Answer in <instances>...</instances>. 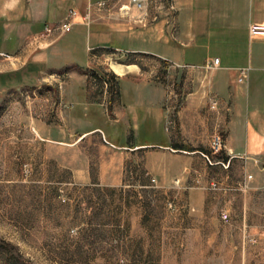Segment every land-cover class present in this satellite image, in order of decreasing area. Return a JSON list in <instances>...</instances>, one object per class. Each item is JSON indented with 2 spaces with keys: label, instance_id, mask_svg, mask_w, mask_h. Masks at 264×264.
I'll use <instances>...</instances> for the list:
<instances>
[{
  "label": "rangeland",
  "instance_id": "1",
  "mask_svg": "<svg viewBox=\"0 0 264 264\" xmlns=\"http://www.w3.org/2000/svg\"><path fill=\"white\" fill-rule=\"evenodd\" d=\"M109 3L131 29L164 20L171 37L155 1ZM80 30L45 36L68 34L56 46H75L85 63ZM11 62L0 52L1 76L10 78ZM93 64L0 87V264H264V171L254 176L225 152L229 104L221 107L211 90L212 71L129 54ZM116 64H137L162 84L158 134L124 139L120 125L109 126L118 84L131 78L118 82ZM68 86L79 90L66 99ZM193 98L198 116L187 106ZM216 135L224 141L217 153Z\"/></svg>",
  "mask_w": 264,
  "mask_h": 264
},
{
  "label": "crops",
  "instance_id": "2",
  "mask_svg": "<svg viewBox=\"0 0 264 264\" xmlns=\"http://www.w3.org/2000/svg\"><path fill=\"white\" fill-rule=\"evenodd\" d=\"M109 1L0 0V44H15L8 52L0 50L14 67L9 70L10 78L0 75V87L14 81L22 84L23 78L33 80L35 71L72 66L92 69L97 59L101 63L115 55L150 56L176 67L195 68L197 73L207 70L206 66L218 58L219 65L211 70L210 88L221 107L229 104L225 152L237 156L254 176L264 171V34L250 33L251 27L264 28V0H172L177 10L174 38L166 33L164 20L133 30L115 17L113 3L104 10L97 9L98 2ZM72 10L76 12L72 29L86 31L85 63L75 46L70 44L63 52L56 46L73 30L45 36L46 27L58 28ZM87 11L93 19L89 26L84 25ZM41 36L46 37L44 41ZM120 43H128L124 51ZM25 57L28 60L24 62ZM115 66L118 73L112 71L118 82L131 78L125 88L118 84L119 108L116 117L108 120L109 126L120 125L118 136L124 139L158 134L165 120L166 93L162 84L142 73L137 64ZM64 90L67 99L71 90L78 92L79 88L68 86ZM194 100L187 99V106L198 116L194 105L200 102ZM183 113H179L180 120Z\"/></svg>",
  "mask_w": 264,
  "mask_h": 264
},
{
  "label": "built area",
  "instance_id": "3",
  "mask_svg": "<svg viewBox=\"0 0 264 264\" xmlns=\"http://www.w3.org/2000/svg\"><path fill=\"white\" fill-rule=\"evenodd\" d=\"M152 1H155L154 8L157 9L155 11H163L166 14L167 23H169L170 26L172 27L170 29V35H171V37L174 36V34H175V18H176L177 10H176V7L173 4L172 0H152ZM108 3L109 2H98L96 5H97V8L99 10H104V8L105 9L107 8ZM142 3H144V0H141V1L140 0H129V5H131V4L136 5L139 8L143 7ZM145 3H146V1H145ZM146 5H148V4L146 3ZM122 9L124 11L125 10L129 11V7H127V6L123 7ZM74 17H76V12L72 10L69 12L67 18L62 22V24L58 28L46 27L45 32L47 34L52 33L54 31H63L65 33L70 32L71 26H72L71 25L72 24L71 19ZM153 18H154V20L157 19L156 16ZM85 19H87V20L90 19V13L89 12H87V14L85 15ZM250 33L251 34H264V28L263 27H251ZM218 65H219V59L216 58V59L212 60L211 64H208L206 66V69L212 70V69L216 68ZM212 148L216 151V153L221 151L222 148H224V141H223L221 136H219V135L214 136L213 141H212ZM222 220L224 222L228 221L227 214H222Z\"/></svg>",
  "mask_w": 264,
  "mask_h": 264
}]
</instances>
